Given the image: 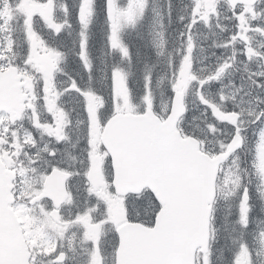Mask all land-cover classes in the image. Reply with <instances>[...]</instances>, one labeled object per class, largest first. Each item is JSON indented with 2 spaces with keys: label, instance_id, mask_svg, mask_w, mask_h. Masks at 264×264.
<instances>
[{
  "label": "snow or ice",
  "instance_id": "obj_1",
  "mask_svg": "<svg viewBox=\"0 0 264 264\" xmlns=\"http://www.w3.org/2000/svg\"><path fill=\"white\" fill-rule=\"evenodd\" d=\"M0 264H264V0H0Z\"/></svg>",
  "mask_w": 264,
  "mask_h": 264
},
{
  "label": "rangeland",
  "instance_id": "obj_2",
  "mask_svg": "<svg viewBox=\"0 0 264 264\" xmlns=\"http://www.w3.org/2000/svg\"><path fill=\"white\" fill-rule=\"evenodd\" d=\"M197 55L199 56L200 53L198 52ZM226 91H227V92H231L232 89L229 88V89H226ZM160 96H161V98L157 99L158 104H159L161 107H164V106L167 105L168 98H166V99H163V98H165L167 95H166V93H165L164 95H160ZM253 106H254V105H253ZM197 122H198V121H195V120L192 121L193 124H195V123H197Z\"/></svg>",
  "mask_w": 264,
  "mask_h": 264
},
{
  "label": "trees",
  "instance_id": "obj_3",
  "mask_svg": "<svg viewBox=\"0 0 264 264\" xmlns=\"http://www.w3.org/2000/svg\"><path fill=\"white\" fill-rule=\"evenodd\" d=\"M131 39H133L134 41L135 40H137L138 38L135 36V35H133L132 37H131ZM167 95V94H166ZM159 98H161V96L160 95H158V98L157 99H159ZM167 98V96L165 97V98H163V99H166Z\"/></svg>",
  "mask_w": 264,
  "mask_h": 264
}]
</instances>
